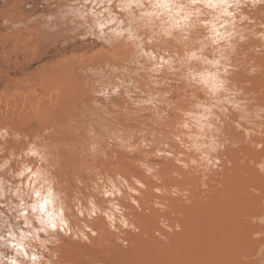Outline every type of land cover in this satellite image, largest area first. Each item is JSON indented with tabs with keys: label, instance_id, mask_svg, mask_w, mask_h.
Wrapping results in <instances>:
<instances>
[{
	"label": "bare ground",
	"instance_id": "1",
	"mask_svg": "<svg viewBox=\"0 0 264 264\" xmlns=\"http://www.w3.org/2000/svg\"><path fill=\"white\" fill-rule=\"evenodd\" d=\"M258 44L249 40L241 46L247 56L237 59L232 77L253 102L251 115L242 108L239 114L214 110L206 122L211 129L201 130L188 115L198 111L194 97L199 93L182 82L168 89V109L139 103L148 98L141 95L148 91L147 79L136 74L120 47L118 61L107 58L93 66L92 77L83 75L88 92L58 101L36 125H20L9 116L0 120V127L22 134L53 129L47 139L55 145L57 167L50 179L69 207L84 212L71 216L73 235L79 228L88 236L85 241L61 235L52 249L59 253L54 264H264V170L259 167L264 120L257 121L251 111L264 107V50L248 51ZM249 66L259 68L255 75L247 74ZM239 115L251 123L238 127ZM8 145L19 151L23 142Z\"/></svg>",
	"mask_w": 264,
	"mask_h": 264
},
{
	"label": "clouds",
	"instance_id": "2",
	"mask_svg": "<svg viewBox=\"0 0 264 264\" xmlns=\"http://www.w3.org/2000/svg\"><path fill=\"white\" fill-rule=\"evenodd\" d=\"M53 7L41 25L53 40L94 41L128 53L136 74L147 79L148 91L141 95L148 98L139 103L168 109V89L182 82L199 93L194 97L198 111L188 115L201 130L214 127L206 123L214 110L239 114L242 108L251 115L248 106L253 102L232 77L237 59L247 56L242 45L256 40L259 44L248 51L258 55L264 50V0H62ZM258 70L249 66L247 74ZM251 111L257 121L264 120V107ZM242 123L251 121L239 115L237 126ZM52 131L29 135L0 127V264H54L59 253L52 249L60 236L73 235L71 216L84 215L79 206H68L50 179L57 167L55 145L47 139ZM9 140L23 146L17 151ZM259 167L264 170V164ZM92 209L95 215L94 205ZM75 231L73 239L88 240L84 231Z\"/></svg>",
	"mask_w": 264,
	"mask_h": 264
},
{
	"label": "rangeland",
	"instance_id": "3",
	"mask_svg": "<svg viewBox=\"0 0 264 264\" xmlns=\"http://www.w3.org/2000/svg\"><path fill=\"white\" fill-rule=\"evenodd\" d=\"M61 2L62 0H0V120H6L9 116L8 121L16 118V122H22L20 125H36L40 116H43L44 112L49 115L52 107L58 106L61 100L65 102L74 99L77 91H83L82 94L88 92V79L83 76L89 74L86 69L98 67L97 64L101 65L107 58V61L119 59L118 46L110 49L99 47L94 41L79 42L67 38L53 40L51 34L43 30L41 25L46 23L45 16L55 10L53 6ZM18 24L21 26L16 27ZM66 71L70 76L66 75ZM70 93L73 97L68 96ZM84 101L88 102V96ZM80 105H83L82 110L86 109L84 103L81 102ZM45 109H48V112ZM75 111L79 112L77 109ZM168 141L165 143L175 142ZM161 146L162 149L168 148L166 145ZM137 154L134 155L140 157ZM151 159L161 160L157 157ZM138 174H143L140 169Z\"/></svg>",
	"mask_w": 264,
	"mask_h": 264
}]
</instances>
